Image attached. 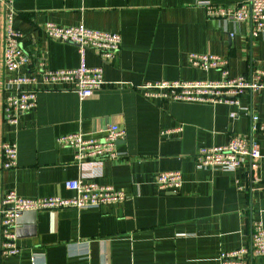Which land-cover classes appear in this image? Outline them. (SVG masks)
<instances>
[{
	"label": "crops",
	"instance_id": "1",
	"mask_svg": "<svg viewBox=\"0 0 264 264\" xmlns=\"http://www.w3.org/2000/svg\"><path fill=\"white\" fill-rule=\"evenodd\" d=\"M235 6L247 0H210ZM199 0H13L14 28L34 62L51 70L81 66L76 45L47 38L46 23L116 33L122 45L105 63L88 50L87 67H101L107 86L90 98L55 91L38 94V106L17 126L0 119V145L16 142L18 165L4 172L0 195L27 199L76 194L66 182L80 177L74 151L57 138L84 133L101 137L112 125L126 132L119 157L103 165L101 186L124 192L122 204L87 210L25 213L16 222V256L0 264H219L223 252L250 244L255 225L264 227V131L251 133L249 114L223 104L165 102L141 89L158 82L220 81L221 73L189 65L190 55L227 61L232 77L264 68V30L251 36L248 21L208 17ZM243 108L264 125V91L245 93ZM243 137L259 146L250 173L198 168L199 149ZM178 171V193L161 191L160 173ZM249 264H264V257Z\"/></svg>",
	"mask_w": 264,
	"mask_h": 264
},
{
	"label": "built area",
	"instance_id": "2",
	"mask_svg": "<svg viewBox=\"0 0 264 264\" xmlns=\"http://www.w3.org/2000/svg\"><path fill=\"white\" fill-rule=\"evenodd\" d=\"M207 15L213 19L248 21L251 36L258 37L264 30V0H247L235 6L214 5L210 0H199ZM15 11L13 0H0V119L17 126L20 118L34 111L41 92L65 91L75 93L80 100L92 97L107 86L101 67L86 66L88 50L99 53L105 63L116 61L122 45L119 34L86 29L84 27H60L46 23L44 35L54 41L76 45L81 66L71 70H51L45 61L34 62L23 48V35L14 28ZM193 68L215 69L221 73L220 81L158 82L141 89L146 97L165 102H188L223 104L237 109L231 113L251 116V133L264 131L258 116L243 108L240 98L245 93L264 91V68L248 76L232 77L227 61L213 55H195L188 58ZM126 132L118 125L108 127L101 137L84 133L63 135L57 138L60 147L74 151V160L80 169V177L68 181L65 187L76 194L75 198L48 197L27 199L16 192L0 195V255L19 254L15 232L18 217L23 213L62 211L66 209L87 210L125 202L127 195L111 187L101 186L103 165L107 160H116L117 145L124 140ZM261 159L258 145L243 137H234L225 146L199 149L195 156L197 167L212 168L226 173L244 169L246 173L257 167ZM18 165V145L3 142L0 145V181L4 172ZM161 191L178 193L183 186L181 172H164L156 178ZM264 257V227L255 225L248 246L235 251L223 252L219 264H249L251 258Z\"/></svg>",
	"mask_w": 264,
	"mask_h": 264
},
{
	"label": "water",
	"instance_id": "3",
	"mask_svg": "<svg viewBox=\"0 0 264 264\" xmlns=\"http://www.w3.org/2000/svg\"><path fill=\"white\" fill-rule=\"evenodd\" d=\"M23 214H25V213H23ZM22 215V214H21Z\"/></svg>",
	"mask_w": 264,
	"mask_h": 264
}]
</instances>
